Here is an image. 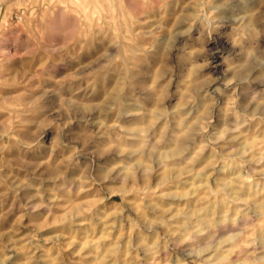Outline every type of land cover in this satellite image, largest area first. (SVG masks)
<instances>
[{
    "label": "clouds",
    "instance_id": "1",
    "mask_svg": "<svg viewBox=\"0 0 264 264\" xmlns=\"http://www.w3.org/2000/svg\"><path fill=\"white\" fill-rule=\"evenodd\" d=\"M0 264H264V0H0Z\"/></svg>",
    "mask_w": 264,
    "mask_h": 264
}]
</instances>
